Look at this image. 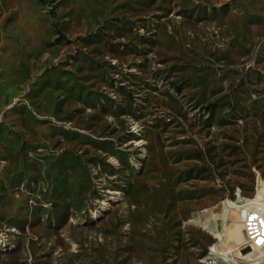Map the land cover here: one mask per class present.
Wrapping results in <instances>:
<instances>
[{"label": "rangeland", "instance_id": "rangeland-1", "mask_svg": "<svg viewBox=\"0 0 264 264\" xmlns=\"http://www.w3.org/2000/svg\"><path fill=\"white\" fill-rule=\"evenodd\" d=\"M260 181L264 0H0V264H203Z\"/></svg>", "mask_w": 264, "mask_h": 264}, {"label": "built area", "instance_id": "built-area-1", "mask_svg": "<svg viewBox=\"0 0 264 264\" xmlns=\"http://www.w3.org/2000/svg\"><path fill=\"white\" fill-rule=\"evenodd\" d=\"M226 205H233V213L239 214V222L243 228L244 243L233 247L232 250H222L221 246H212V250H221L234 252V260H223V264H264V199L259 197L249 198L250 218H243L242 205L240 199H225L222 202L223 211L226 213ZM224 216L219 224V229H228L230 221L235 217ZM217 236V235H216ZM249 254H253L249 256ZM210 261L203 260V264H209Z\"/></svg>", "mask_w": 264, "mask_h": 264}, {"label": "bare ground", "instance_id": "bare-ground-1", "mask_svg": "<svg viewBox=\"0 0 264 264\" xmlns=\"http://www.w3.org/2000/svg\"><path fill=\"white\" fill-rule=\"evenodd\" d=\"M264 186L263 182H259V189ZM264 188V187H263ZM262 188V189H263ZM264 191V189H263ZM242 215L243 218H250V205H249V199H245L242 203ZM218 209V206L216 207V210ZM226 212L227 214L233 212V205H226ZM225 213V211H224ZM236 215V214H235ZM236 217V216H235ZM239 227H241L242 230H240V233L243 234V228L241 223L237 218H234L230 221L229 225V231L230 233L235 232ZM240 229V228H239ZM219 231V230H218ZM244 236V234H243ZM225 244V243H224ZM212 246H218V245H212ZM253 254H249V256H252ZM206 261H210L209 264H221L223 263V260H234V255H232L230 252H228L227 255H224L221 253L220 250H212L211 247H209L208 255L204 258ZM251 264H255L254 262Z\"/></svg>", "mask_w": 264, "mask_h": 264}]
</instances>
